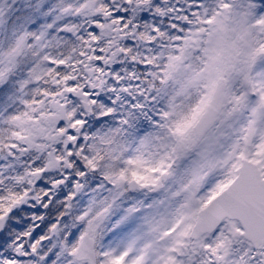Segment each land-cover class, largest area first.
<instances>
[{
	"label": "snow or ice",
	"instance_id": "obj_1",
	"mask_svg": "<svg viewBox=\"0 0 264 264\" xmlns=\"http://www.w3.org/2000/svg\"><path fill=\"white\" fill-rule=\"evenodd\" d=\"M0 264H264V0H0Z\"/></svg>",
	"mask_w": 264,
	"mask_h": 264
}]
</instances>
